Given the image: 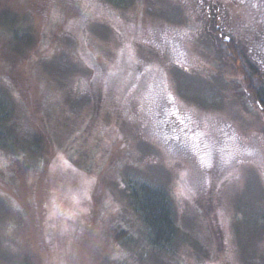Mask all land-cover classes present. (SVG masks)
<instances>
[{"label": "rangeland", "instance_id": "obj_1", "mask_svg": "<svg viewBox=\"0 0 264 264\" xmlns=\"http://www.w3.org/2000/svg\"><path fill=\"white\" fill-rule=\"evenodd\" d=\"M121 1L34 0L21 22L42 37L35 57L10 72L0 48L13 121L54 132L45 164L30 174L33 193H23L27 221L0 180V264L27 255L36 264H97L106 255V264H264V118L219 74L213 47L200 40L207 14L192 10L193 0ZM8 153L0 148L6 178ZM126 179L168 185L185 237L176 254L139 262L129 247L131 257L107 244L104 223H93L94 194L112 208L111 228L119 209L137 220Z\"/></svg>", "mask_w": 264, "mask_h": 264}, {"label": "trees", "instance_id": "obj_2", "mask_svg": "<svg viewBox=\"0 0 264 264\" xmlns=\"http://www.w3.org/2000/svg\"><path fill=\"white\" fill-rule=\"evenodd\" d=\"M33 1L0 0V26L7 36L2 39L0 34L1 61L7 71L14 72L20 62L32 60L35 57L32 56L33 50L42 43V37L37 30L33 27L26 28L21 22L22 16L28 12ZM108 1L111 5L125 4L121 0ZM192 10L197 11L199 15L207 14L200 40L205 46L213 47L219 74L229 78H227L228 82L247 108L255 109L264 118V0H193ZM234 17L239 19L235 23ZM5 39L8 44L2 46V40ZM164 49L162 50L165 51ZM154 105L163 109H155L161 111V115L167 113L166 107L159 103ZM151 108L153 110V106ZM12 114L10 100L0 90V148L9 150V174L7 178L0 175L1 189L8 190L13 200L20 205L23 219L27 221V212L22 207V200L30 197L24 198L23 193H33L34 183L30 174L36 173L45 164L52 150L54 132L50 133L48 130L51 125L42 123L17 125L13 121ZM151 126L152 131L156 127H160L163 133L166 131L161 125ZM186 148L192 150L193 146L186 144ZM184 154L188 156L185 157L186 159L193 158L191 152L185 150ZM88 157L85 155L82 160L77 159V161L81 163ZM73 161L76 162V159ZM217 168L218 166L215 169ZM123 191L132 215H136L138 219L135 220L133 216L126 214L124 209H119L116 213L123 223L116 218L120 225L113 228L108 221L107 223L104 221L107 216L113 214L112 208H108L102 202V197L94 194V201L99 205L95 213L100 215V218L95 219L93 223L95 225L101 221L104 223L107 244L129 247L128 249L121 247L122 253L128 256L130 253L126 249L129 251L132 249L133 254L141 255L139 262L146 260L151 254H176L181 244L185 242V237L172 209L168 185L155 186L140 179L134 181L126 179ZM198 202L202 204L201 200ZM207 208L208 212V205ZM260 220L264 222L263 214ZM137 223L140 226L135 227ZM108 257L106 255L105 258H101L102 261L97 264L110 262ZM130 259L126 260L130 261ZM24 264H36V262L33 256L27 255Z\"/></svg>", "mask_w": 264, "mask_h": 264}]
</instances>
